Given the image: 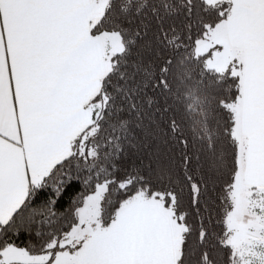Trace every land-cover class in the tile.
I'll use <instances>...</instances> for the list:
<instances>
[{
	"label": "snow or ice",
	"instance_id": "1",
	"mask_svg": "<svg viewBox=\"0 0 264 264\" xmlns=\"http://www.w3.org/2000/svg\"><path fill=\"white\" fill-rule=\"evenodd\" d=\"M0 264H264V0H0Z\"/></svg>",
	"mask_w": 264,
	"mask_h": 264
}]
</instances>
